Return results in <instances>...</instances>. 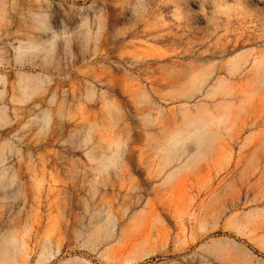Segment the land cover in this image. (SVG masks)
<instances>
[{
    "label": "rangeland",
    "instance_id": "1",
    "mask_svg": "<svg viewBox=\"0 0 264 264\" xmlns=\"http://www.w3.org/2000/svg\"><path fill=\"white\" fill-rule=\"evenodd\" d=\"M0 264H264V0H0Z\"/></svg>",
    "mask_w": 264,
    "mask_h": 264
}]
</instances>
